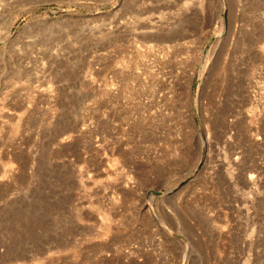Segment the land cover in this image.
I'll list each match as a JSON object with an SVG mask.
<instances>
[{
    "label": "rangeland",
    "instance_id": "obj_1",
    "mask_svg": "<svg viewBox=\"0 0 264 264\" xmlns=\"http://www.w3.org/2000/svg\"><path fill=\"white\" fill-rule=\"evenodd\" d=\"M0 264H264V0H0Z\"/></svg>",
    "mask_w": 264,
    "mask_h": 264
},
{
    "label": "bare ground",
    "instance_id": "obj_2",
    "mask_svg": "<svg viewBox=\"0 0 264 264\" xmlns=\"http://www.w3.org/2000/svg\"><path fill=\"white\" fill-rule=\"evenodd\" d=\"M134 1V3H136V4H138V0H133ZM14 23V22H13ZM250 179L251 180H254V176L253 175H250Z\"/></svg>",
    "mask_w": 264,
    "mask_h": 264
},
{
    "label": "water",
    "instance_id": "obj_3",
    "mask_svg": "<svg viewBox=\"0 0 264 264\" xmlns=\"http://www.w3.org/2000/svg\"><path fill=\"white\" fill-rule=\"evenodd\" d=\"M157 194V193H156Z\"/></svg>",
    "mask_w": 264,
    "mask_h": 264
}]
</instances>
